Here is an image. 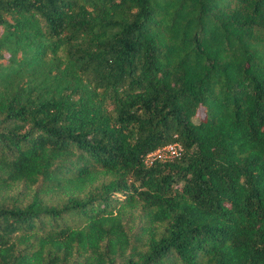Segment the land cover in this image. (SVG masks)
I'll list each match as a JSON object with an SVG mask.
<instances>
[{
  "label": "trees",
  "instance_id": "16d2710c",
  "mask_svg": "<svg viewBox=\"0 0 264 264\" xmlns=\"http://www.w3.org/2000/svg\"><path fill=\"white\" fill-rule=\"evenodd\" d=\"M0 264H264V0H0Z\"/></svg>",
  "mask_w": 264,
  "mask_h": 264
},
{
  "label": "built area",
  "instance_id": "2783aa9c",
  "mask_svg": "<svg viewBox=\"0 0 264 264\" xmlns=\"http://www.w3.org/2000/svg\"><path fill=\"white\" fill-rule=\"evenodd\" d=\"M180 146L176 142H167L146 153L144 161L149 163L154 158H171L177 154Z\"/></svg>",
  "mask_w": 264,
  "mask_h": 264
}]
</instances>
